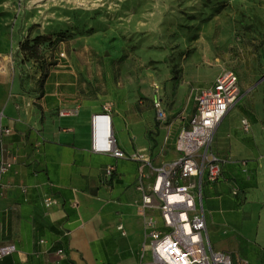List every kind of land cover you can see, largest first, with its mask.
<instances>
[{
	"label": "crops",
	"instance_id": "crops-1",
	"mask_svg": "<svg viewBox=\"0 0 264 264\" xmlns=\"http://www.w3.org/2000/svg\"><path fill=\"white\" fill-rule=\"evenodd\" d=\"M223 1L221 17L229 10L258 25L262 50L256 57L262 67L236 74L238 100L214 133L212 150L221 160V175L213 183L202 181L206 236L213 252L234 262L264 264V0ZM218 24L213 40L224 45L227 29ZM249 43L257 44L255 36ZM108 63L87 55L86 71L79 74L51 70L42 79L30 74L24 81L15 52L0 58L1 80L11 86L9 95L0 98V128L9 130L1 137L0 164L11 165L0 178V247H14L0 264H151L139 211V185L148 181L139 179L141 163L132 155L149 147L144 136L153 129L151 101L163 107V98L148 94L143 101L137 90L99 88L91 78L103 79L104 70L94 74L89 66ZM217 75L191 79L207 84L201 90ZM181 87L174 97L179 105ZM197 94H190L191 109L187 104L169 125L157 126L159 147L165 141L172 160L178 157L176 139L188 127ZM106 102L114 104L113 140L122 157L92 149L91 118L102 113ZM143 107L146 122L139 110ZM61 111L72 113L61 117ZM108 168L112 173L105 177ZM47 198L53 200L49 207ZM151 215L161 228L158 213Z\"/></svg>",
	"mask_w": 264,
	"mask_h": 264
},
{
	"label": "rangeland",
	"instance_id": "rangeland-1",
	"mask_svg": "<svg viewBox=\"0 0 264 264\" xmlns=\"http://www.w3.org/2000/svg\"><path fill=\"white\" fill-rule=\"evenodd\" d=\"M225 7L223 0H0V58L15 52L24 81L30 74L40 73L42 78L51 70L79 74L86 71L87 55L105 58L106 67L89 66L94 74L104 70L103 79L91 78L99 88L137 90L143 101L148 94L163 98V120L157 118L156 100L151 101L153 129L145 131L149 147L143 149L153 165H160L172 158L165 141L159 147L157 126L169 125L187 104L191 109L190 94L207 85L192 77L207 78L225 69L238 75L262 67L257 58L262 50L258 25L229 10L221 17ZM218 23L227 29L224 45L213 40ZM253 36L257 44L251 45ZM38 38L40 60L35 61L21 52L20 44L28 40L32 45ZM1 79L0 98L11 88ZM179 82L180 105L174 98ZM139 110L146 122L147 108Z\"/></svg>",
	"mask_w": 264,
	"mask_h": 264
},
{
	"label": "built area",
	"instance_id": "built-area-1",
	"mask_svg": "<svg viewBox=\"0 0 264 264\" xmlns=\"http://www.w3.org/2000/svg\"><path fill=\"white\" fill-rule=\"evenodd\" d=\"M239 97L238 77L230 69L222 70L211 86L198 91L195 108L188 127L177 136L175 148L178 157L160 165H153L141 152L132 159L141 163L139 179L147 185H139L142 203L139 208L144 218L148 251L151 264H249L245 259L235 262L225 253L213 252L206 236V224L202 205V181L216 182L221 175V160L212 150L213 137L220 121L237 102ZM157 118L165 119L161 102H155ZM112 102L102 106V113L91 118L92 149L101 153H113L122 157L113 140L111 114ZM72 112L61 111L64 117ZM243 129L248 130L245 121ZM9 130L0 128L2 134ZM9 163L0 164V178L10 168ZM108 168L105 177L110 176ZM53 203L45 199L49 207ZM152 212H157L161 228L157 226ZM121 229V227L119 228ZM143 251L146 244H143ZM13 246L0 247V259L11 254Z\"/></svg>",
	"mask_w": 264,
	"mask_h": 264
},
{
	"label": "trees",
	"instance_id": "trees-1",
	"mask_svg": "<svg viewBox=\"0 0 264 264\" xmlns=\"http://www.w3.org/2000/svg\"><path fill=\"white\" fill-rule=\"evenodd\" d=\"M39 41L40 40L38 38V39H35L33 41V44L32 45L30 44V42L28 40L26 42L20 44V50H21V52L23 54L27 55V57L29 59H32V60H35V61H39L40 60V56H39V52H38ZM39 75H40V73H39Z\"/></svg>",
	"mask_w": 264,
	"mask_h": 264
}]
</instances>
